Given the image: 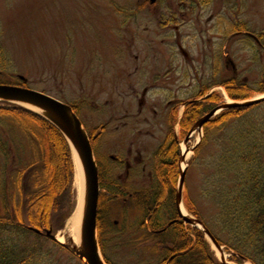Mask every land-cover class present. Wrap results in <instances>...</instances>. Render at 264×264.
Segmentation results:
<instances>
[{
	"label": "rangeland",
	"instance_id": "rangeland-1",
	"mask_svg": "<svg viewBox=\"0 0 264 264\" xmlns=\"http://www.w3.org/2000/svg\"><path fill=\"white\" fill-rule=\"evenodd\" d=\"M144 1L0 0L1 41L13 66L12 70L7 73L8 77L23 84L17 78L18 75L22 76L26 79L24 83L26 87L45 92L66 103L78 104V112L89 131L108 121L110 116L114 117L115 112H118L115 123H129L128 127L120 126L119 132L111 131L114 124H110V130L106 128L108 133L100 139L101 146L96 145V154L99 157L106 158L109 154L124 157L129 148L141 150L142 155H147L149 152L158 153L159 148L157 147L163 138L162 133L154 126L146 124L142 118L135 117L138 110L135 95L141 93L144 85L142 80L138 81L145 68L142 61L147 52L146 48L149 47L146 39L150 40L144 32L147 24L146 15L135 10V7ZM257 10L263 11L264 4H260ZM256 22V29H264V16L257 15L254 24ZM154 40V47H164L156 38ZM236 54L239 58L237 64L240 80L246 77L248 85L255 89L256 83L262 80L260 78L263 75L261 64L254 59L255 53L247 47L242 51H236ZM181 62L183 63V60ZM147 63L148 69L162 65L161 57H158V62H156L152 56H149ZM216 92L225 100L226 92L223 88L216 89ZM250 93L249 97L252 98L260 94L255 91ZM125 106L133 116L121 119ZM182 110L181 107L180 114ZM256 111L264 112V104L257 107ZM147 128H150L156 136L146 135ZM177 129L176 126V131ZM164 130L163 125L162 131ZM0 131L7 134L5 129L0 128ZM184 138L185 136L180 137V151L182 153L185 148L189 154L185 161H182L188 166L182 193L183 204L187 209L186 200L195 201L201 211V220H204L214 230L212 218L217 208L205 193L206 190L209 192V189L213 188L208 184L210 181L209 166L214 161V153L218 152L224 144L223 136H220L217 141L212 140L200 152L194 146L201 139V134L195 132L187 145L183 143ZM14 148L12 158L15 159L14 152L18 148ZM24 148L29 154V144H26ZM23 164L27 163H4L0 155V179L4 177L2 170L5 167L22 166ZM103 167L117 175L123 173V169L115 164L109 165L111 169L105 165ZM47 172L50 173L52 188L53 186L62 187L66 178L65 161L62 156L52 157L48 163ZM135 173L136 169L132 173V180L139 178V174ZM25 174V181H27L29 174ZM142 186L146 185L140 186L133 181L134 190ZM175 189H177V181L174 191ZM72 192L74 209L77 191L74 190L73 182ZM62 203L60 199L59 204L62 205ZM99 209L101 220L105 222L102 232L103 242H100V248L107 264L147 262L148 249L141 246L142 240L138 241L136 235L139 234L135 233L136 226L145 221L138 206L130 202L111 203L102 199ZM186 211L189 212L188 209ZM64 222L59 228H52L56 237L60 236L61 231L59 230ZM131 236L133 240L130 239ZM67 237H69L68 232L61 241L66 242ZM204 238L214 253L215 262L220 261L218 251L205 235ZM140 239L143 238L140 237ZM28 241L36 242L40 247L39 252L43 264H82L65 248L45 237L30 234ZM224 248L226 260H229V253Z\"/></svg>",
	"mask_w": 264,
	"mask_h": 264
},
{
	"label": "trees",
	"instance_id": "trees-1",
	"mask_svg": "<svg viewBox=\"0 0 264 264\" xmlns=\"http://www.w3.org/2000/svg\"><path fill=\"white\" fill-rule=\"evenodd\" d=\"M1 28L0 23V84H19L7 76L13 66L1 41ZM263 84L258 82L255 89L247 84L229 87L227 93L231 99H245L249 98L251 91L264 92ZM262 104L222 111L204 125V135L197 147L200 152L212 140L217 141L223 136L224 144L214 153V161L209 166L208 184L213 188L205 193L217 208L212 218L215 229L207 226L218 243L232 254L230 260L238 262L245 258L253 264H264V112L256 111ZM215 105L189 104L180 120L181 137ZM0 128L7 132L0 131V155L4 163H27L2 170L0 264H43L40 247L36 242L28 241L32 233L25 225L59 228L70 216L74 201L69 147L53 125L16 105L0 104ZM26 144L30 146L29 154L24 148ZM14 147L18 148L14 152L15 159L12 158ZM165 148L168 149L165 158L157 154L159 163L154 171L153 186L145 189L147 193L143 189L138 190L132 198L145 217L156 207L149 220L150 227L154 228L177 217L174 185L179 150L175 143L169 144L168 141ZM54 156H62L65 161L66 178L60 188H52L50 173L47 172L48 163ZM163 160L165 163L161 162ZM25 173L29 174L27 181ZM60 199L62 205L59 204ZM100 200L102 204V198ZM186 207L191 214L201 217L195 201L187 199ZM98 213L99 239L103 242L104 222L100 210ZM148 236L157 241L150 249L149 255L152 256L142 264L216 263L203 233L185 225L182 220L157 235L149 233ZM165 244L168 246L164 247Z\"/></svg>",
	"mask_w": 264,
	"mask_h": 264
},
{
	"label": "flooded vegetation",
	"instance_id": "flooded-vegetation-1",
	"mask_svg": "<svg viewBox=\"0 0 264 264\" xmlns=\"http://www.w3.org/2000/svg\"><path fill=\"white\" fill-rule=\"evenodd\" d=\"M260 4H264V0H145L135 7L136 11L146 15L144 32L150 39H146L149 47L142 61L145 68L138 81L142 80L144 85L141 93L135 95L138 107L135 117L144 119L146 124L162 133V141L157 147L159 155L166 157V141L175 143L178 148L181 107L183 117L189 104L203 103L209 107L219 102L220 96L216 89L223 88L227 93L229 87L248 85L246 77L240 80L236 51L247 47L255 53L254 59L261 64L263 75L260 78L264 82V29H256L257 22L254 24L257 15L264 16V10H257ZM154 38L164 47H154ZM149 56L156 62L161 57L162 65L148 69ZM212 95L215 97L212 98ZM123 112L121 119L133 116L127 106ZM117 113H114L115 118L110 116L108 121L93 127L94 141L98 139L95 143L97 146H101L100 139L108 133L106 128L111 129L110 124H114L111 131L116 132H119L120 126L128 127V122L115 123ZM145 134L156 136L150 128L145 130ZM98 158L97 166L99 168L102 165L103 169V172L99 171V184L107 187L101 185L105 193L100 192L99 198L104 197L111 202L117 199L121 204L131 203L135 196L133 181L140 186L154 182V171L159 163L154 152L142 155L141 150L131 148L127 149L124 157L109 154L106 158ZM178 160L179 152L177 163ZM161 162L165 163L164 160ZM111 164L120 166L123 173L117 175L103 167L105 165L111 169ZM135 169L139 178L132 180ZM143 191L147 193V190ZM155 210L154 206L144 225L137 226L140 235H157L161 232V229L150 227L149 224ZM147 243L148 240L142 242L143 245Z\"/></svg>",
	"mask_w": 264,
	"mask_h": 264
},
{
	"label": "water",
	"instance_id": "water-1",
	"mask_svg": "<svg viewBox=\"0 0 264 264\" xmlns=\"http://www.w3.org/2000/svg\"><path fill=\"white\" fill-rule=\"evenodd\" d=\"M150 1L154 2L155 0ZM19 78L22 81H25L24 77L20 76ZM0 102L12 103L25 107L53 124L66 139L73 158L75 157V162L77 161L82 171L84 187L82 215L78 228V243L74 244L71 238H69L67 242L58 241L51 229L44 231H40L33 227H29V229L37 234H43L46 237L59 242L83 264H105L98 248L96 234L98 171L89 138L82 127L80 120L69 105L47 94L23 86L0 84ZM261 102H264V94L252 99L227 101L200 118L190 130L186 139L189 138L193 131L198 130L200 132L203 125L222 110L250 107ZM180 160L182 161L183 157H181ZM185 173V170L180 173L179 188L176 195V206L181 219L204 232L212 245L220 253L222 262L226 264H252L245 259H243L241 263L226 262L222 247L205 227L204 223L199 219L181 213V191Z\"/></svg>",
	"mask_w": 264,
	"mask_h": 264
},
{
	"label": "bare ground",
	"instance_id": "bare-ground-1",
	"mask_svg": "<svg viewBox=\"0 0 264 264\" xmlns=\"http://www.w3.org/2000/svg\"><path fill=\"white\" fill-rule=\"evenodd\" d=\"M183 153L185 155V158L188 157V152L185 151V148L183 150ZM74 162H75V157H74ZM75 165V175H74V183L73 187L74 190L77 191V196H76V208L74 210V213L70 219L69 226L67 227L66 232H68L69 237H71L72 242L74 244L78 243V228L80 225V218H81V213H82V198H83V177H82V171L77 163V161L74 163ZM182 212L185 214V210L183 207H181ZM60 241L62 240V236L57 237ZM249 264V263H247Z\"/></svg>",
	"mask_w": 264,
	"mask_h": 264
}]
</instances>
